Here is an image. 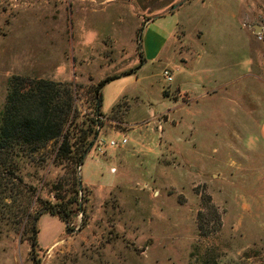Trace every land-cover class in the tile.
<instances>
[{"label":"rangeland","instance_id":"374dc122","mask_svg":"<svg viewBox=\"0 0 264 264\" xmlns=\"http://www.w3.org/2000/svg\"><path fill=\"white\" fill-rule=\"evenodd\" d=\"M142 57L103 87L80 169L58 140L0 168V264H37L24 210L75 179L91 218L42 214L38 264H264V0H0V124L15 78L69 84L81 122Z\"/></svg>","mask_w":264,"mask_h":264},{"label":"trees","instance_id":"16d2710c","mask_svg":"<svg viewBox=\"0 0 264 264\" xmlns=\"http://www.w3.org/2000/svg\"><path fill=\"white\" fill-rule=\"evenodd\" d=\"M124 74L109 76L100 81L94 89L93 117L78 122V115L74 107V97L70 85L50 79H39L25 86L23 79L15 78L7 94L6 104L1 116L0 124V168L13 170L33 166V154L40 153L46 145L54 140L59 145L53 151V161L58 165L78 164L88 147L98 136L97 127L101 121L95 117L103 115L101 111L102 89L112 81L129 76L135 69ZM22 80L20 83H18ZM112 106L111 111L115 109ZM36 166V165H34ZM61 188V187H60ZM55 195L54 202H44L41 214H30L28 209L24 213L32 218L30 226V244L32 258L37 259V223L44 213L58 217L69 226L77 215H82V225L88 224L91 210L88 205L89 190L84 185L82 191L75 179L73 190L67 197H60L59 187L51 188ZM82 200L81 210L79 207ZM68 229V227H67Z\"/></svg>","mask_w":264,"mask_h":264},{"label":"built area","instance_id":"2783aa9c","mask_svg":"<svg viewBox=\"0 0 264 264\" xmlns=\"http://www.w3.org/2000/svg\"><path fill=\"white\" fill-rule=\"evenodd\" d=\"M128 143V139L125 136H121L120 138H109L106 140H100V144L102 148H115V147H123Z\"/></svg>","mask_w":264,"mask_h":264},{"label":"water","instance_id":"95a60500","mask_svg":"<svg viewBox=\"0 0 264 264\" xmlns=\"http://www.w3.org/2000/svg\"><path fill=\"white\" fill-rule=\"evenodd\" d=\"M174 8H175V7H174ZM254 32H255V33H259V32H261V28H260L259 26H256V25H255V26H254ZM91 147H92V144L88 147V149H87L86 152L84 153L83 158L81 159L80 164H79V169L81 168V166H82V164H83V162H84V159H85V157H86L88 151L91 149ZM78 186H79L80 191H82V188H83V187H82V181H81V179L78 180ZM81 202H82V200H80V204H79L80 210H81V206H82Z\"/></svg>","mask_w":264,"mask_h":264},{"label":"crops","instance_id":"0c3cea01","mask_svg":"<svg viewBox=\"0 0 264 264\" xmlns=\"http://www.w3.org/2000/svg\"><path fill=\"white\" fill-rule=\"evenodd\" d=\"M158 52V51H157ZM157 53L155 52V55H156ZM123 80V79H122ZM122 80L121 79H118V80H115L114 82H117V83H121L122 82ZM122 91L121 90H119L118 92H117V94H120ZM55 243V242H54ZM54 243H52L50 246H52Z\"/></svg>","mask_w":264,"mask_h":264}]
</instances>
